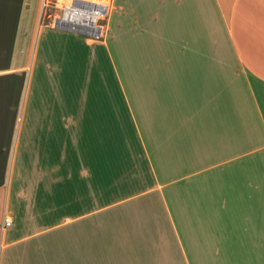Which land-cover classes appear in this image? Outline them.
Returning <instances> with one entry per match:
<instances>
[{"label": "crops", "instance_id": "0c3cea01", "mask_svg": "<svg viewBox=\"0 0 264 264\" xmlns=\"http://www.w3.org/2000/svg\"><path fill=\"white\" fill-rule=\"evenodd\" d=\"M41 2L0 0V264H264V0H110L103 39Z\"/></svg>", "mask_w": 264, "mask_h": 264}, {"label": "built area", "instance_id": "2783aa9c", "mask_svg": "<svg viewBox=\"0 0 264 264\" xmlns=\"http://www.w3.org/2000/svg\"><path fill=\"white\" fill-rule=\"evenodd\" d=\"M52 8V14L47 13ZM110 8V0H42L39 24L55 28L67 26L84 31L90 39H103L106 28L104 20ZM10 217H3L1 228L12 225Z\"/></svg>", "mask_w": 264, "mask_h": 264}, {"label": "water", "instance_id": "95a60500", "mask_svg": "<svg viewBox=\"0 0 264 264\" xmlns=\"http://www.w3.org/2000/svg\"><path fill=\"white\" fill-rule=\"evenodd\" d=\"M55 28L57 29H62V30H66V31H70V32H75V33H78V34H87L86 32L84 31H80V30H73L67 26H56Z\"/></svg>", "mask_w": 264, "mask_h": 264}, {"label": "rangeland", "instance_id": "374dc122", "mask_svg": "<svg viewBox=\"0 0 264 264\" xmlns=\"http://www.w3.org/2000/svg\"><path fill=\"white\" fill-rule=\"evenodd\" d=\"M47 13H51L52 14V8H48Z\"/></svg>", "mask_w": 264, "mask_h": 264}]
</instances>
